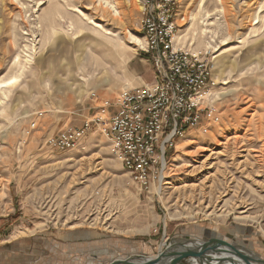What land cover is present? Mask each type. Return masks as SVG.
<instances>
[{"label":"rangeland","instance_id":"rangeland-1","mask_svg":"<svg viewBox=\"0 0 264 264\" xmlns=\"http://www.w3.org/2000/svg\"><path fill=\"white\" fill-rule=\"evenodd\" d=\"M117 1L0 0V81L21 64L0 88V264H111L212 239L264 260V0H178L179 44L214 62L220 122L170 151L165 185L141 191L98 126L74 150L47 145L137 87L144 0Z\"/></svg>","mask_w":264,"mask_h":264},{"label":"built area","instance_id":"built-area-1","mask_svg":"<svg viewBox=\"0 0 264 264\" xmlns=\"http://www.w3.org/2000/svg\"><path fill=\"white\" fill-rule=\"evenodd\" d=\"M178 0H144L141 30L155 77L152 85L125 87L116 103L104 101L92 119L50 138L51 149L80 146L95 126L141 191L148 192L165 171L170 151L186 135H203L220 122L214 102V62L209 52L180 45ZM35 126V124H34Z\"/></svg>","mask_w":264,"mask_h":264},{"label":"water","instance_id":"water-1","mask_svg":"<svg viewBox=\"0 0 264 264\" xmlns=\"http://www.w3.org/2000/svg\"><path fill=\"white\" fill-rule=\"evenodd\" d=\"M163 254V253H162ZM135 256L124 260H115L111 264H183L197 260L200 264H264V260L252 254L244 253L226 241L212 239L192 244H173L164 252V256Z\"/></svg>","mask_w":264,"mask_h":264},{"label":"bare ground","instance_id":"bare-ground-1","mask_svg":"<svg viewBox=\"0 0 264 264\" xmlns=\"http://www.w3.org/2000/svg\"><path fill=\"white\" fill-rule=\"evenodd\" d=\"M117 1V0H116ZM263 0H261L260 2H262ZM118 2V1H117ZM263 3V2H262ZM259 4H261V3H259ZM261 8V7H260ZM113 16H118V14H119V8H118V6H115V7H113ZM259 15H257L254 19H253V21L254 20H259ZM192 19L191 18H189L188 19V22H190ZM258 22V21H257ZM207 34H209V32L207 31V28H206V24H205V19H204V16L201 18V20H200V28H199V32L198 33H193V39L194 40H196V38L197 37H204L205 35H207ZM184 37V36H183ZM183 37H177V39H176V41L179 43L181 40H182V38ZM131 39H132V41L133 42H135L136 44H138V45H141V43H140V41L138 40V39H136V38H134V37H132L131 36ZM106 43V42H105ZM104 43V44H105ZM103 43H100V42H98V45H102ZM223 44V43H222ZM207 46H208V48H210L211 46L207 43L206 44ZM134 51V50H133ZM20 57L18 56V57H16L15 58V60H14V62H13V65H12V70L5 76V78L2 80V81H0V88H1V84H3L4 85V87L7 89V90H11V89H13V87H15L17 84H18V81H19V79H20V75H19V73H18V70L20 69V66H21V64H20V59H19ZM93 58H94V60L95 61H97L98 62V57H97V55H94L93 54ZM215 60H217L218 59V56L217 57H215L214 58ZM81 62H83V61H79V64L81 63ZM83 66H85V62H83L82 63V67ZM0 98H1V95H0ZM192 136V134H189L188 136H187V138H190ZM165 168L167 169V164L165 165ZM166 169H165V171H166ZM165 171H163V173L165 172ZM162 173V175H161V177H160V184H161V186H163V184H164V180H165V177L163 176L164 174ZM166 184V183H165ZM164 184V185H165ZM161 189L162 188H160L159 190H158V192L159 193H161ZM234 211V210H233ZM210 216V215H209ZM164 245V244H163ZM166 246V245H165ZM192 264H199V262L197 261V260H191L190 261Z\"/></svg>","mask_w":264,"mask_h":264},{"label":"crops","instance_id":"crops-1","mask_svg":"<svg viewBox=\"0 0 264 264\" xmlns=\"http://www.w3.org/2000/svg\"><path fill=\"white\" fill-rule=\"evenodd\" d=\"M143 44L144 46L146 45L144 38H143ZM129 68H130V75L135 79L136 82L135 84L137 85V87L152 85L154 83L155 72L153 65L150 61V58L147 54H143L140 60L136 59V57H133L132 60H130L129 62ZM83 111L85 110L83 109L82 112ZM77 116L78 117L80 116L83 120L87 119V117L84 114L83 115L79 114ZM142 255L147 257H153L151 253H144Z\"/></svg>","mask_w":264,"mask_h":264}]
</instances>
